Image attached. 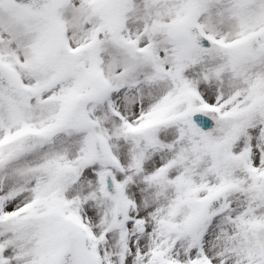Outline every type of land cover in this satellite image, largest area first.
<instances>
[{
  "label": "snow or ice",
  "instance_id": "6c2138e0",
  "mask_svg": "<svg viewBox=\"0 0 264 264\" xmlns=\"http://www.w3.org/2000/svg\"><path fill=\"white\" fill-rule=\"evenodd\" d=\"M0 264H264V0H0Z\"/></svg>",
  "mask_w": 264,
  "mask_h": 264
}]
</instances>
